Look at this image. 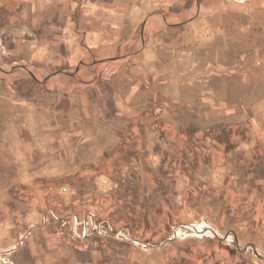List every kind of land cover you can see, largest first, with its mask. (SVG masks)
<instances>
[{"label":"rangeland","instance_id":"1","mask_svg":"<svg viewBox=\"0 0 264 264\" xmlns=\"http://www.w3.org/2000/svg\"><path fill=\"white\" fill-rule=\"evenodd\" d=\"M169 5L145 50L108 59L36 66L0 46V264L48 187L106 193L86 211L121 238L122 264H264V148L243 113L264 100V0Z\"/></svg>","mask_w":264,"mask_h":264},{"label":"crops","instance_id":"2","mask_svg":"<svg viewBox=\"0 0 264 264\" xmlns=\"http://www.w3.org/2000/svg\"><path fill=\"white\" fill-rule=\"evenodd\" d=\"M172 1L177 0H0V46L22 54L24 62L51 67L76 66L91 57L108 59L118 52L145 50L148 37L154 33L147 30L151 20L155 16L168 18L166 12ZM126 94L119 95L122 113L136 107L138 99V91ZM243 113L248 135L255 131L258 146L264 148V100L258 111L252 113L250 107H245ZM242 145L250 147L251 139H244ZM111 159L101 157L100 167ZM99 173L106 178L107 172L100 169ZM40 191L29 199L27 218L20 222L24 229L18 243L22 246L17 251H13L16 245L4 251H13L9 260L14 264H122L121 238L115 233L101 234L103 221H96L91 218L93 212L86 211L96 195L106 198V193L90 194L89 198L84 194L81 199L54 187ZM45 205L69 217L76 212L77 219L82 217L83 235L75 228L73 234L70 232L75 221L60 233L55 212L48 219ZM92 223L98 224L97 230L92 229ZM85 226L89 227L87 233Z\"/></svg>","mask_w":264,"mask_h":264},{"label":"built area","instance_id":"3","mask_svg":"<svg viewBox=\"0 0 264 264\" xmlns=\"http://www.w3.org/2000/svg\"><path fill=\"white\" fill-rule=\"evenodd\" d=\"M73 218L75 219V217H73ZM91 225H92V229L95 228V229L97 230V228H98V224H94V223H92ZM88 228H89L88 226H87V227L85 226L84 232L87 233V229H88ZM95 229H94V230H95ZM88 230H89V229H88ZM88 232H89V231H88Z\"/></svg>","mask_w":264,"mask_h":264}]
</instances>
